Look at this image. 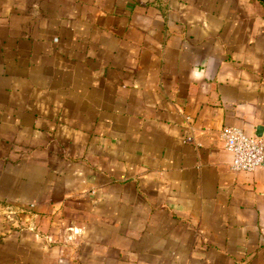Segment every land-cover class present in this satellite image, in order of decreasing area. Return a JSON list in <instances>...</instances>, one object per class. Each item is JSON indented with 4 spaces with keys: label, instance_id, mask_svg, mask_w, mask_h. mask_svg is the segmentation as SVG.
<instances>
[{
    "label": "crops",
    "instance_id": "1",
    "mask_svg": "<svg viewBox=\"0 0 264 264\" xmlns=\"http://www.w3.org/2000/svg\"><path fill=\"white\" fill-rule=\"evenodd\" d=\"M264 0H0V264H264Z\"/></svg>",
    "mask_w": 264,
    "mask_h": 264
},
{
    "label": "built area",
    "instance_id": "2",
    "mask_svg": "<svg viewBox=\"0 0 264 264\" xmlns=\"http://www.w3.org/2000/svg\"><path fill=\"white\" fill-rule=\"evenodd\" d=\"M225 148L233 154L231 169L235 172H253L264 166V141L249 136L242 129L225 126L221 131Z\"/></svg>",
    "mask_w": 264,
    "mask_h": 264
}]
</instances>
